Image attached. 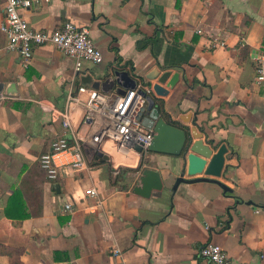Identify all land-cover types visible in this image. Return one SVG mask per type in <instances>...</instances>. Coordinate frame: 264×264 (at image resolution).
<instances>
[{
    "label": "crops",
    "instance_id": "obj_1",
    "mask_svg": "<svg viewBox=\"0 0 264 264\" xmlns=\"http://www.w3.org/2000/svg\"><path fill=\"white\" fill-rule=\"evenodd\" d=\"M4 9L0 0V24ZM20 12L36 30L87 28L104 60L84 62L77 75L74 60L47 44L25 62L0 32V83L10 90L0 105V264H194L207 243L231 264H264V87L255 83L264 0H33ZM123 65L149 86L155 70L171 71L167 83L180 74L174 88L162 85L167 96L153 93L155 106L190 134L196 127L214 153L228 147L219 181L232 191L209 182L174 191L186 160L149 153L145 165L164 188L144 198L133 191L141 157L111 143L105 162L67 165L53 187L39 160L61 125L40 103L64 108L85 77L116 92L108 79ZM65 201L73 212L63 211Z\"/></svg>",
    "mask_w": 264,
    "mask_h": 264
},
{
    "label": "built area",
    "instance_id": "obj_2",
    "mask_svg": "<svg viewBox=\"0 0 264 264\" xmlns=\"http://www.w3.org/2000/svg\"><path fill=\"white\" fill-rule=\"evenodd\" d=\"M32 6L33 0H5V18L0 24V32L8 37V49L17 51L27 62L32 59L34 47L51 44L74 60L77 75H80L84 62H103V54L94 45L87 28H79L72 22L54 31L30 27L20 11ZM197 32L203 34L201 29ZM223 45V42L216 41L214 46ZM255 83L264 87V52L256 57ZM141 91L149 95L152 87L138 82L136 89L118 94L81 84L69 89L62 109L50 102L40 103L52 122L61 125V132L54 138L51 150L39 160L41 170L55 189L63 167L69 165L77 171L88 170L90 162H97L107 154L103 149L106 143H111L118 153L125 156L136 154L141 157L137 147L148 153L155 133L143 124L148 101ZM8 99L1 94L0 105ZM86 194L99 198L95 188L88 189ZM63 211L73 212V204L65 201ZM113 254L123 257L119 248L113 249ZM194 264L231 262L220 246L207 243L200 248L199 260Z\"/></svg>",
    "mask_w": 264,
    "mask_h": 264
},
{
    "label": "water",
    "instance_id": "obj_3",
    "mask_svg": "<svg viewBox=\"0 0 264 264\" xmlns=\"http://www.w3.org/2000/svg\"><path fill=\"white\" fill-rule=\"evenodd\" d=\"M170 75L171 71H166L162 74L156 70L153 71L148 76L150 80H157V83L151 85L152 92L147 95L141 91L148 101L143 124L145 128L153 130L155 135L147 154L141 147H137V151L141 153V158L136 170L139 173V179L133 189L134 193L144 198H150L153 192L161 191L164 188L161 173L145 165L149 153L184 157L186 160L187 165L176 179L173 187L174 191H177L181 184H195L199 182L215 183L226 192L232 191L219 181L225 167V155L228 153V147L222 145L214 153L215 148L204 143L202 134L196 127L191 129L190 134L189 130L168 123L158 112L153 99V93L161 97L168 95V90L162 85L167 84L168 88H174L180 76L179 73L175 74L173 79L167 83ZM108 80L112 85L111 87H119V89H116L118 94H124L126 90H134L138 85V80L132 77L129 71L119 68L112 73ZM83 83L85 85H92L97 90H100L101 86L104 87L100 82L94 83L92 77H85ZM102 91L109 92V90H105L104 88ZM4 92L10 93V90L6 88V84L0 83V95ZM193 138L197 141L193 142ZM107 159L108 157L104 156L101 162H105ZM203 174L206 177H198Z\"/></svg>",
    "mask_w": 264,
    "mask_h": 264
},
{
    "label": "trees",
    "instance_id": "obj_4",
    "mask_svg": "<svg viewBox=\"0 0 264 264\" xmlns=\"http://www.w3.org/2000/svg\"><path fill=\"white\" fill-rule=\"evenodd\" d=\"M120 60H121V58L118 57V61H119V62H120ZM127 66H128V65L120 66L119 69H121V70H129V69L127 68ZM159 110H160V113H161L162 117H163L168 123L175 125L173 122H171V121L167 118V115L164 113V111L162 110L161 106H160V109H159ZM175 126H176V125H175Z\"/></svg>",
    "mask_w": 264,
    "mask_h": 264
},
{
    "label": "rangeland",
    "instance_id": "obj_5",
    "mask_svg": "<svg viewBox=\"0 0 264 264\" xmlns=\"http://www.w3.org/2000/svg\"><path fill=\"white\" fill-rule=\"evenodd\" d=\"M109 149V147H107Z\"/></svg>",
    "mask_w": 264,
    "mask_h": 264
}]
</instances>
